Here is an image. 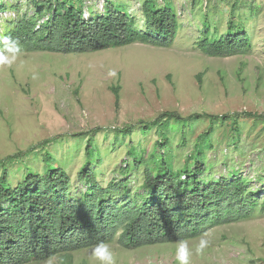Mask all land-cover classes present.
I'll return each mask as SVG.
<instances>
[{
	"label": "rangeland",
	"instance_id": "1",
	"mask_svg": "<svg viewBox=\"0 0 264 264\" xmlns=\"http://www.w3.org/2000/svg\"><path fill=\"white\" fill-rule=\"evenodd\" d=\"M114 1L125 3L143 26L144 0ZM194 1L174 0L181 27L175 44L168 48L135 43L83 54L22 52L11 64H0V177L4 168L10 173L11 183L16 182L15 177L19 183L23 181L26 168L45 173L48 163L44 160L49 154L52 165L61 164L76 180L85 165L88 140L80 136L99 129L105 131L97 132L95 138L104 158L99 180L107 183L128 159L130 145H137L140 153L149 156L159 140L155 131L146 136L134 129L122 146L114 139L119 129L137 128L139 122H152L164 112H178L184 117L264 114V0H204L202 10H193ZM237 1L234 20L242 22L251 35L252 49L229 57L204 54L198 46L204 30L202 11L210 16L211 30L218 27L223 35ZM7 2L21 5L22 11L35 10L30 0ZM85 3L95 11L103 10V0ZM5 25L0 23V33ZM115 88L120 90L118 104ZM240 124L243 136L238 151L221 147L224 130L216 129L214 139L218 141L208 160L216 161L218 175H227L222 165L227 162L248 176L252 188H260L258 178L264 177V125L253 127L250 121ZM208 128L209 121H205L188 130L187 146L191 147ZM172 137L175 148H182L181 131L172 132ZM21 152L29 155L21 156ZM188 153L178 152L177 161H184ZM227 153L230 157L225 159ZM239 158L242 161L237 162ZM201 239L208 243L197 253ZM185 242L189 264H264V212L247 221L215 227ZM179 244L126 249L115 241L107 246L115 264H179ZM94 248L27 264H101L93 255Z\"/></svg>",
	"mask_w": 264,
	"mask_h": 264
},
{
	"label": "trees",
	"instance_id": "2",
	"mask_svg": "<svg viewBox=\"0 0 264 264\" xmlns=\"http://www.w3.org/2000/svg\"><path fill=\"white\" fill-rule=\"evenodd\" d=\"M30 1L33 12L0 0L1 26L6 22L0 37L18 40L19 53L83 54L135 43L168 48L175 44L181 27L174 0H144L143 26L125 3L114 0H103L102 12L85 0ZM203 2L195 0L193 10H202ZM238 3L232 6L233 17L223 35L218 27L211 30L210 16L202 11L204 30L198 46L204 54L229 57L252 49L251 35L242 22L234 20ZM3 49L0 43V51ZM115 94L118 104L119 88ZM205 121H209V128L187 146L188 130ZM241 121L262 126L264 114L184 117L178 112H164L152 122H139L137 128L119 129L114 139L122 146L134 129L146 136L155 131L159 140L149 156L140 153L137 145H130L128 159L107 183L99 180L104 158L95 138L97 132H105L99 129L80 136L88 140L85 165L76 180L61 164L52 165L49 154L44 160L47 171L26 168L20 183L17 177L11 183L4 168L0 177V264L43 262L101 242L116 241L126 249L180 243L199 238L215 227L259 215V211L264 212V177L259 176L260 188L254 189L243 171L224 162L227 175H218L216 161L208 160L218 141L214 139L216 129L224 130L221 147L238 149L243 136ZM176 131H181L182 148L173 144L172 132ZM187 151V158L177 161L178 152ZM28 153L21 152V156ZM228 157V153L224 155Z\"/></svg>",
	"mask_w": 264,
	"mask_h": 264
},
{
	"label": "clouds",
	"instance_id": "3",
	"mask_svg": "<svg viewBox=\"0 0 264 264\" xmlns=\"http://www.w3.org/2000/svg\"><path fill=\"white\" fill-rule=\"evenodd\" d=\"M0 43L4 45L3 51H0V64H11L21 50L19 41L12 37L4 36L0 37ZM7 53H10L11 56L7 55ZM207 243L206 240L201 239L200 244L196 248L197 253L202 252ZM93 255L101 261V264H115L112 252L109 250L107 244L103 242L95 246ZM176 258L179 264H189V250L186 242H180Z\"/></svg>",
	"mask_w": 264,
	"mask_h": 264
}]
</instances>
